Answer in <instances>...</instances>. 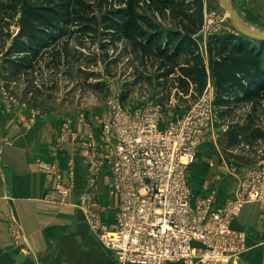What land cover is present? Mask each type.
<instances>
[{
	"label": "built area",
	"instance_id": "1",
	"mask_svg": "<svg viewBox=\"0 0 264 264\" xmlns=\"http://www.w3.org/2000/svg\"><path fill=\"white\" fill-rule=\"evenodd\" d=\"M221 24L215 25L209 19L203 25L210 34L219 31ZM214 99L215 88L207 80L186 112L163 122V108L157 100H147L129 110L116 97L99 116L101 150L85 112H79L76 118L88 132L82 133L71 122L63 121L54 148L67 139L76 141L91 173L77 199L72 196V182L47 189L44 198L76 204L89 227L122 263H235L246 248L245 232L233 228L231 221L246 201L264 202V156L223 204L215 203L216 187L193 198L187 169L196 159L199 143L208 139L213 130ZM33 118L28 115L25 122L29 124ZM105 163L111 168L112 187L118 198L111 223L101 219L97 200L90 191ZM67 165L73 174V160H68ZM41 167L57 178L62 176L53 163H41ZM10 231L18 242L22 231L13 221Z\"/></svg>",
	"mask_w": 264,
	"mask_h": 264
},
{
	"label": "trees",
	"instance_id": "2",
	"mask_svg": "<svg viewBox=\"0 0 264 264\" xmlns=\"http://www.w3.org/2000/svg\"><path fill=\"white\" fill-rule=\"evenodd\" d=\"M145 8L159 13L169 11L178 25L160 28L143 12ZM17 10L21 11L19 28L7 40L8 30L4 28ZM202 24V0H0L2 78L10 84L22 75L24 100L29 102L30 92L31 103L45 107L44 100L58 86L54 77L61 68L65 74H74V68L82 71L74 67L81 54L69 45L72 35L81 46L87 36L93 42L98 37L103 49L126 39L134 50L141 51L142 65L146 67L149 61L154 72L139 71L132 81L125 82L122 100L141 79L154 81L161 99L171 94L179 99L195 98L211 75L220 115L231 112L239 101H250L252 105L243 123H230L224 131L223 150L264 141V128L255 123V116L264 111V40L236 29L215 31L206 38L203 53L196 36ZM44 70L52 78L45 85L47 91L33 80L37 73L43 76ZM100 84L97 81L94 85ZM31 85L33 90L29 89ZM230 154L247 161L243 153Z\"/></svg>",
	"mask_w": 264,
	"mask_h": 264
},
{
	"label": "crops",
	"instance_id": "3",
	"mask_svg": "<svg viewBox=\"0 0 264 264\" xmlns=\"http://www.w3.org/2000/svg\"><path fill=\"white\" fill-rule=\"evenodd\" d=\"M203 48L205 50V45ZM207 80L214 83L211 75ZM13 106L14 110L6 112L0 101V264H134L117 259L114 251L89 227L76 204L44 198L47 189L68 186L72 182V196L77 199L79 190L87 185L91 167L76 141L67 139L54 148L60 124L54 122L52 113L40 115L36 125L27 124L29 108L20 100ZM71 124L82 133L88 132L76 119ZM92 128L97 148L101 150L99 122L98 126L92 124ZM198 150L199 147L196 152ZM68 159L73 160L72 177L68 174ZM41 163L57 165L61 178L43 169ZM101 168L90 191L97 200L101 219L110 223L115 218L117 197L108 183L110 166ZM190 168L188 180L200 171V165L194 163ZM210 172L208 168L207 179ZM11 221L22 231L18 242L11 237ZM231 225L245 232L246 248L235 263L228 264H264V203L245 202L235 212ZM164 264L185 263L168 261Z\"/></svg>",
	"mask_w": 264,
	"mask_h": 264
},
{
	"label": "rangeland",
	"instance_id": "4",
	"mask_svg": "<svg viewBox=\"0 0 264 264\" xmlns=\"http://www.w3.org/2000/svg\"><path fill=\"white\" fill-rule=\"evenodd\" d=\"M202 2L203 24L206 25V22L211 19L215 25L222 23L219 29L220 32H233V29H236L230 14L219 0H202ZM230 3L237 11L243 24L264 31V0H230ZM143 10V12L151 18L153 23L158 24L160 28L166 29L167 27L172 28L178 25L176 19L169 11L159 13L156 10H148L146 8ZM20 14L21 11L17 10L11 23L5 26L4 31L8 30L9 35L6 37L7 40L11 39L13 34L18 30ZM205 25H203V29L196 35L197 39H200L202 52L205 51L203 47L209 35L204 30L206 28ZM85 39V44L81 46L76 42L75 36L72 35V37H70L69 45L72 51L77 54L80 52L81 54L80 61H78L74 67L82 71H78L74 68L72 72L74 74H65L62 73L64 68H61L54 77L58 81V86L51 97L44 100L45 107L32 104L30 92L29 102L24 100L26 97H24L22 90L24 87L22 75H20V78L15 82L13 81L10 84L5 82L1 74L2 55L0 54V101L1 104L4 105L6 112L14 110V102L10 99L15 98L20 100L23 106L29 108V119L34 115L31 123H35L36 120L40 118V115L50 112L52 113L54 122H59L58 124L60 125L58 129L60 130L63 121L71 122L75 119L77 121L76 117L81 111L88 115L92 122L91 124L98 126L99 116H101L102 111L112 100L116 99V97L120 100L121 104L129 110L134 109L147 100H157L163 108V122H167L173 117L182 115L190 108L197 98V96L195 98L186 96L179 99L174 94H171L170 96L164 95L161 99V95L157 92L154 81L148 82L141 79L131 86L130 94L122 100L120 96L124 83L132 81L139 71L153 73L154 66L148 61V63H146L147 66L144 67L140 59L141 51L134 50L130 41L126 39L117 41L114 46H109L106 49L101 48L100 43L102 42H100L101 40H99L98 37H96L94 42L91 41L89 36ZM76 71L78 72L76 73ZM33 80L36 85L42 86L43 91H47L45 85H49L52 78L49 72L44 70L43 76L37 73ZM97 81H101L99 87L94 85ZM43 82L45 83L43 84ZM213 86L215 88L214 83ZM29 89L33 90V86H29ZM250 111H252L250 101H239L234 105L232 111L226 115H220L218 109H216L213 130L210 131L211 135H209L208 139L199 143V150L196 152L194 163L200 165V171L189 179V183L193 188L194 199L197 196L206 195L209 189L216 187L215 203L217 205L223 204L234 195L239 182L246 175L248 170L264 156V141L255 142L252 146L248 143H243L233 149L227 148L228 150L226 152L223 150V133L228 125L234 122L243 123ZM255 123L264 128V111L263 113L258 112L255 116ZM36 124L37 123H35V125ZM54 129L55 123L52 127V130ZM237 152L243 153L247 161L239 160L230 154ZM192 164L190 166H192ZM103 165L105 166L107 163ZM101 167L98 176L100 172H102ZM208 168L211 169V176L209 179H207ZM190 169V167L187 169V176ZM68 174L72 177L69 169ZM107 174L110 178L109 182H107L110 183L111 191L117 197L112 187L110 169ZM116 199L118 205V198ZM110 218L106 220H110ZM11 237L13 239L12 234Z\"/></svg>",
	"mask_w": 264,
	"mask_h": 264
},
{
	"label": "water",
	"instance_id": "5",
	"mask_svg": "<svg viewBox=\"0 0 264 264\" xmlns=\"http://www.w3.org/2000/svg\"><path fill=\"white\" fill-rule=\"evenodd\" d=\"M219 2L225 7V9L230 14L231 20L233 21L236 29H238L240 32L246 35L264 40V31L258 28L248 27L245 24H243L237 11L231 5L230 0H219Z\"/></svg>",
	"mask_w": 264,
	"mask_h": 264
}]
</instances>
